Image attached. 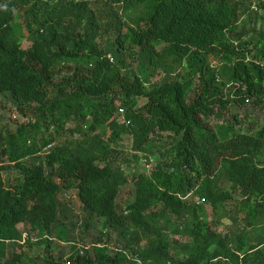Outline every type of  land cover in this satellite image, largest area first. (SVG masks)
<instances>
[{
	"label": "trees",
	"instance_id": "1",
	"mask_svg": "<svg viewBox=\"0 0 264 264\" xmlns=\"http://www.w3.org/2000/svg\"><path fill=\"white\" fill-rule=\"evenodd\" d=\"M244 6L0 0V94L33 114L0 139L22 176L6 186L0 166V243L20 249L0 264H60L52 256L39 263L27 249L50 245L45 233L67 220L85 231L105 220L125 242L114 256L77 250L69 264H264V121L229 114L231 104L264 107V33L248 37L253 16L238 30ZM66 124L71 135L61 141ZM41 154L44 165L26 163ZM142 159L148 172L136 169ZM128 183L134 199L124 207L118 199ZM198 186L215 214L242 196L250 211L237 238L218 232L204 206L188 209ZM69 191L86 222L70 219L60 200Z\"/></svg>",
	"mask_w": 264,
	"mask_h": 264
},
{
	"label": "rangeland",
	"instance_id": "2",
	"mask_svg": "<svg viewBox=\"0 0 264 264\" xmlns=\"http://www.w3.org/2000/svg\"><path fill=\"white\" fill-rule=\"evenodd\" d=\"M240 2L245 6L241 8V18L238 23V30L242 29L244 20L246 18L252 19L251 23L247 24V30H250L249 38H258V35L264 33V9L259 8V3L264 0H232L233 3ZM257 17V19L255 18ZM25 47L30 45L29 41H25L23 44ZM136 66V65H135ZM138 66H136L137 68ZM180 71V67L176 69ZM162 76V75H161ZM161 76L158 75L151 79V81H161ZM64 76H58L61 79ZM150 87V84H146ZM234 98V97H233ZM144 101L139 100V104L142 105ZM229 114H252L255 117L260 118L264 121V107L256 106L254 103H250L246 107H239L237 104H231L229 108ZM125 115V111L121 112V117ZM33 114L27 110H18L16 105H14L13 98L7 93L0 94V139L3 137V133L14 131L18 125L32 120ZM216 121L211 120L214 124ZM72 124H66L63 126L61 132V137L59 140L63 141L70 137ZM129 142L131 138H126ZM0 143V166L3 165L6 169L2 172V178L6 186H11L21 179L20 171L12 164L7 161V158L2 155V147ZM158 160V156L151 158L152 163ZM44 154L29 157L26 159L28 165H44ZM104 165V162L100 163ZM152 164H149L146 159H142L138 162V172H148ZM135 169V168H134ZM221 186L226 190H230L231 183L228 181H222ZM134 185L133 183H128L124 185L121 189V193L118 199L124 207L132 202L134 199ZM63 204H67L72 210L69 211L70 219L79 224L86 222V215L83 212L82 206L78 201L75 191H69L68 193H63L61 199ZM188 209L193 210L194 205H202L205 208L206 213L209 218H213L218 232L229 235L231 238H237L242 232L243 228L246 226L244 221L247 213L250 209H243L242 207V196L236 195L233 200L222 204V210L218 214L213 213L212 205L208 203L205 195L200 190V186L195 189L193 194H190L187 199ZM191 213V212H190ZM192 218V214L188 215V219ZM174 220V217H172ZM67 224L59 222L52 227V231L47 240L50 241L48 244H34L32 247H28L27 254L31 259L36 260L39 263H44L49 260L50 256L53 257L55 261H59L60 264H69V259L72 257L76 251H88L91 256H99L102 254L114 256L120 251V248L125 245V242L121 239L120 232L105 223V220H99V222H93V227L89 231H85L81 228L73 229L69 225V220L66 221ZM104 233V241L96 243L100 233ZM168 237L172 241L185 242L189 240L188 237L172 235L171 232H167ZM28 236V233H24V237ZM33 237L34 243L42 239V233L40 231L33 232L31 235ZM146 239V238H145ZM145 242H142L144 244ZM15 251H20L18 245L15 243H0V260L4 261ZM126 257L125 253H122ZM136 264V262H133ZM145 264H156L154 262H145Z\"/></svg>",
	"mask_w": 264,
	"mask_h": 264
},
{
	"label": "built area",
	"instance_id": "3",
	"mask_svg": "<svg viewBox=\"0 0 264 264\" xmlns=\"http://www.w3.org/2000/svg\"><path fill=\"white\" fill-rule=\"evenodd\" d=\"M121 112H123V109H121ZM49 148H50V146H49ZM49 148H48V149H49Z\"/></svg>",
	"mask_w": 264,
	"mask_h": 264
}]
</instances>
